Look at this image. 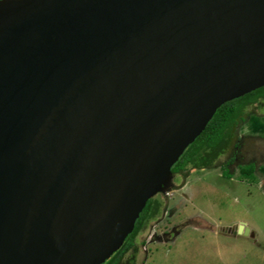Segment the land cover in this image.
Instances as JSON below:
<instances>
[{"label":"water","instance_id":"water-1","mask_svg":"<svg viewBox=\"0 0 264 264\" xmlns=\"http://www.w3.org/2000/svg\"><path fill=\"white\" fill-rule=\"evenodd\" d=\"M263 87L264 0H0V264H105Z\"/></svg>","mask_w":264,"mask_h":264},{"label":"rangeland","instance_id":"rangeland-1","mask_svg":"<svg viewBox=\"0 0 264 264\" xmlns=\"http://www.w3.org/2000/svg\"><path fill=\"white\" fill-rule=\"evenodd\" d=\"M248 111L264 114L262 107ZM234 138L236 148L249 152L258 149L256 140L263 137L251 134L246 121ZM251 159L264 165L260 155ZM220 172L211 168L179 176L177 187L156 198L157 214L144 223L134 241L137 253L131 252L123 264H264V178L239 179L235 171L228 181ZM240 224L249 236L237 235ZM176 225L182 226L180 232L163 240Z\"/></svg>","mask_w":264,"mask_h":264},{"label":"trees","instance_id":"trees-1","mask_svg":"<svg viewBox=\"0 0 264 264\" xmlns=\"http://www.w3.org/2000/svg\"><path fill=\"white\" fill-rule=\"evenodd\" d=\"M261 107L264 108V87L221 106L205 130L188 147L172 169L171 187H177V178L187 176L191 170L213 168L217 159L233 145L236 128L241 123L247 121L251 134L264 136V118L248 111L249 109L258 111ZM225 164L222 168V176L224 179H229L231 176L227 165L231 164V161ZM253 171V166L240 167L241 179L254 180ZM157 197L162 196H156L147 202L135 222L132 233L125 239L123 246L105 264H123L124 259L131 252L137 253L134 241L143 230L144 223L153 219L157 214L160 205L156 200ZM130 263L132 262L129 261L128 264Z\"/></svg>","mask_w":264,"mask_h":264},{"label":"flooded vegetation","instance_id":"flooded-vegetation-1","mask_svg":"<svg viewBox=\"0 0 264 264\" xmlns=\"http://www.w3.org/2000/svg\"><path fill=\"white\" fill-rule=\"evenodd\" d=\"M260 117L264 118V114H263V116H260ZM262 137L263 138H258L259 141L256 140V143H259L257 145L258 149H257V147L255 148L253 146L254 147L253 150L249 151V152L246 150L243 151L242 148H240V149L236 148V142L237 141H235L236 139H234V142H233V145L231 146V148L225 154H223V156H221L219 159H217V161L215 162V164L213 166L214 169L219 168L221 170V172L219 173L220 177L222 179H224L222 176V168L224 167V165H226L225 164L226 162L231 161V164L227 165V169H228V172H229L231 177L229 179H226V180H228V181L232 180L233 179L232 176L234 175L235 171L238 172V178L241 179V175L239 173V168L244 167V166H253V168H254V171H253L254 179L256 176H259L260 178L263 179L264 178V165L257 166L258 164L256 162H253L251 159L252 155H254V156L260 155L264 161V136H262ZM254 149H256V150H254ZM238 159L243 163H239L240 161H238ZM237 161H238V164H237ZM201 170H205V169H200L199 171H201ZM244 180H248V179H244ZM174 190H177V189H174ZM173 211L174 210H172V212ZM191 225L195 226L193 223ZM181 227L182 226H178V225L172 226L166 234L162 235L163 240H166L165 236H170L173 239L180 232Z\"/></svg>","mask_w":264,"mask_h":264}]
</instances>
